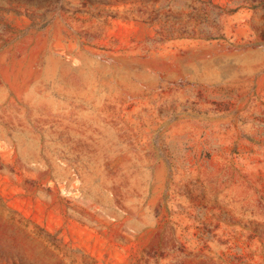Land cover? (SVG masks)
Listing matches in <instances>:
<instances>
[{
    "label": "rangeland",
    "instance_id": "rangeland-1",
    "mask_svg": "<svg viewBox=\"0 0 264 264\" xmlns=\"http://www.w3.org/2000/svg\"><path fill=\"white\" fill-rule=\"evenodd\" d=\"M0 264H264V0H0Z\"/></svg>",
    "mask_w": 264,
    "mask_h": 264
}]
</instances>
